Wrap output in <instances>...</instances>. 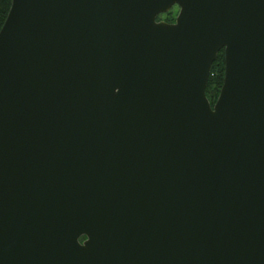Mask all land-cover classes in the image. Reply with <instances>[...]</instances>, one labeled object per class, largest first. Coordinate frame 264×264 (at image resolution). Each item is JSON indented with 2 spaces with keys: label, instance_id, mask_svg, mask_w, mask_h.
<instances>
[{
  "label": "water",
  "instance_id": "obj_1",
  "mask_svg": "<svg viewBox=\"0 0 264 264\" xmlns=\"http://www.w3.org/2000/svg\"><path fill=\"white\" fill-rule=\"evenodd\" d=\"M10 1L0 264H264V0Z\"/></svg>",
  "mask_w": 264,
  "mask_h": 264
},
{
  "label": "trees",
  "instance_id": "obj_2",
  "mask_svg": "<svg viewBox=\"0 0 264 264\" xmlns=\"http://www.w3.org/2000/svg\"><path fill=\"white\" fill-rule=\"evenodd\" d=\"M10 0H0V27L5 19L10 6ZM224 73V55L223 50L217 53L215 60L212 63L208 82L205 89V95L212 105L217 98L220 86L223 80Z\"/></svg>",
  "mask_w": 264,
  "mask_h": 264
},
{
  "label": "rangeland",
  "instance_id": "obj_3",
  "mask_svg": "<svg viewBox=\"0 0 264 264\" xmlns=\"http://www.w3.org/2000/svg\"><path fill=\"white\" fill-rule=\"evenodd\" d=\"M178 13V7L177 6H172L171 9L166 12V13H162L159 14L157 19L159 20H163L165 22L171 23L172 21L175 20V17Z\"/></svg>",
  "mask_w": 264,
  "mask_h": 264
},
{
  "label": "flooded vegetation",
  "instance_id": "obj_4",
  "mask_svg": "<svg viewBox=\"0 0 264 264\" xmlns=\"http://www.w3.org/2000/svg\"><path fill=\"white\" fill-rule=\"evenodd\" d=\"M157 20H158V19H157ZM159 20H160V19H159ZM172 22H174V21H172ZM172 22H171V23H172Z\"/></svg>",
  "mask_w": 264,
  "mask_h": 264
}]
</instances>
